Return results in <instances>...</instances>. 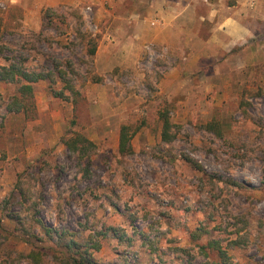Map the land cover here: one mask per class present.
<instances>
[{
    "label": "rangeland",
    "instance_id": "rangeland-1",
    "mask_svg": "<svg viewBox=\"0 0 264 264\" xmlns=\"http://www.w3.org/2000/svg\"><path fill=\"white\" fill-rule=\"evenodd\" d=\"M243 1L252 34L231 46L210 41L212 22L199 18L211 0L192 1L189 44L171 45L150 37L164 24L155 2L61 4L47 24L34 0H0V66L65 72L34 83L27 112L8 107L19 83L0 82V260L64 251L74 238L102 264H207L220 257L211 240L234 264H264V0ZM165 110L181 126L172 143L162 139ZM124 123L140 125L125 156ZM70 130L98 145L90 160L62 142ZM29 178L24 201L16 185ZM197 228L207 235L192 241Z\"/></svg>",
    "mask_w": 264,
    "mask_h": 264
},
{
    "label": "trees",
    "instance_id": "trees-1",
    "mask_svg": "<svg viewBox=\"0 0 264 264\" xmlns=\"http://www.w3.org/2000/svg\"><path fill=\"white\" fill-rule=\"evenodd\" d=\"M54 13L55 8L53 7H48L45 9L44 19L47 20V24L51 23V17ZM0 49L3 48L0 47ZM90 53L91 55H94L96 53V45L91 48ZM55 67L56 68L54 70H47L46 72H36L28 71L16 64H11L9 66H0V82H17V84L19 83L18 92L22 95H14L11 97L10 104L8 106L10 111L27 112L30 105H32L33 108H36L34 83L39 80H48L52 82L55 72H58L60 75L65 74L63 70H59L57 65ZM54 95L58 97H65L63 95H60L59 93H55ZM240 106H244L243 101H241ZM36 115L37 114H35L34 117H36ZM244 115L249 116L246 109H244ZM160 120L163 123L162 139L167 143H172L177 138V134L180 132L181 126L171 121L168 110L160 113ZM72 123L76 124L77 120H72ZM139 127L140 125L134 126L133 124L127 123L121 125L118 146L119 154L125 156L132 155L134 153L132 140ZM208 127L211 130H218V132L216 133L221 136V128L219 124L212 122ZM62 142L73 154L76 155L80 163L85 159L90 160L98 149V145L94 141H92L85 133L82 132L73 133L70 130L69 133L62 138ZM186 159L192 161L191 158L187 157ZM28 183H30V178L29 181H23L22 179H20L16 185V188L24 201H27L30 198L31 186ZM39 223L44 232L48 236H52V229L47 227L42 221H39ZM99 234H102V232H100ZM206 235L207 231L203 230L202 228H197L191 232L190 236L192 241H198ZM150 239V237L146 238L147 241L151 242L152 249H157L154 247L156 242L155 239L153 241H151ZM214 243L215 242H212L210 240L208 242V246H216L220 253V257L218 260H208L207 264H234L229 259L227 251L219 247L218 244H216L217 242L215 244ZM91 245H93L95 249L101 248L100 243H94ZM62 246L64 248V251L60 250V252L54 248H50L47 250L45 248L37 247L31 249L28 253L19 252L17 250H10L8 253H6L5 259L0 260V264H19L22 260H27L30 264H102L93 258V254L89 249L90 247L88 242L82 244L77 242L74 238H71L69 240H65ZM82 246L85 247L81 248ZM199 246L201 251L204 252L206 256H208V252L206 251V244H201ZM127 264L135 263L128 262Z\"/></svg>",
    "mask_w": 264,
    "mask_h": 264
},
{
    "label": "crops",
    "instance_id": "crops-1",
    "mask_svg": "<svg viewBox=\"0 0 264 264\" xmlns=\"http://www.w3.org/2000/svg\"><path fill=\"white\" fill-rule=\"evenodd\" d=\"M129 1V0H128ZM133 2L150 4L155 2L153 12L159 15L158 20H163L162 27L152 31L151 38L158 44L175 43L178 38H182L185 43L189 44L188 37L190 35L191 23L198 19L195 17V8L192 4L193 0H132ZM225 0H215L209 2L210 9L208 15L199 18L204 21L208 19L212 22V37L210 41L222 42L228 45H241L252 34V29L246 24V14L249 10L246 8L248 2L236 0L233 3L225 4ZM82 0H34V18L39 22L43 21L42 12L44 8L53 7L61 4L77 5ZM24 7V6H23ZM150 12V11H149ZM29 8H25L24 16L31 14ZM152 13V12H151ZM150 13V14H151ZM139 14L131 13V16ZM38 16V17H37ZM261 18V16H259ZM263 17V16H262ZM25 21V19H24ZM224 36V40L221 39ZM199 38V35H198ZM133 51V50H131ZM130 51V52H131ZM135 51V50H134Z\"/></svg>",
    "mask_w": 264,
    "mask_h": 264
}]
</instances>
